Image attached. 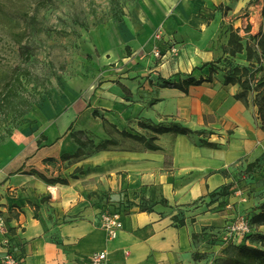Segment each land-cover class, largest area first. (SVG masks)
<instances>
[{"label": "crops", "instance_id": "0c3cea01", "mask_svg": "<svg viewBox=\"0 0 264 264\" xmlns=\"http://www.w3.org/2000/svg\"><path fill=\"white\" fill-rule=\"evenodd\" d=\"M245 9L253 31L260 19L253 0H143L123 32L111 28L101 36L93 78L72 84L66 105L45 115L37 134L0 144V214L7 229L0 233V264L8 252L23 264H88L101 251L104 264H212L221 255L207 233L233 213L212 194L264 159L255 102L235 99L240 87L212 71L229 55L224 48ZM210 73V82L183 85L186 92L161 85ZM173 123L202 132L199 138L215 146L169 132L156 135L159 149L150 150L127 137L147 138L144 125ZM71 134L95 145L114 143L61 162L78 148ZM33 171L65 182L46 183ZM123 189L147 191L154 206L121 210L122 227L110 238L91 196L118 200ZM255 193L264 196V188Z\"/></svg>", "mask_w": 264, "mask_h": 264}, {"label": "rangeland", "instance_id": "374dc122", "mask_svg": "<svg viewBox=\"0 0 264 264\" xmlns=\"http://www.w3.org/2000/svg\"><path fill=\"white\" fill-rule=\"evenodd\" d=\"M141 1L0 0V92L13 69L18 68V81L13 82L12 91L8 96L0 97V144L23 133L37 134L45 115L59 113L60 107L67 103L70 86L82 78H93L96 59L100 55L101 36L111 28L123 32L125 26L136 20ZM253 3L259 6L260 21L254 20L252 31L248 11L241 12L243 20L237 34L241 35L242 51L218 60L217 65H212L217 72L212 71L223 78L232 66H245L252 88L262 93L264 54L257 48L256 39L263 22L264 0H253ZM153 51L160 55L159 50ZM153 54L157 59L155 52ZM247 96L252 102L257 99L256 92H249ZM192 136L196 142L200 139ZM91 151L93 149L89 147L84 150L85 153ZM241 179V187L249 192L241 206L247 205L239 209L233 195L221 201L222 207L228 203L231 205L226 208L233 216L213 226L207 233L210 246L218 247L222 255V258L214 255L212 264H220L224 258L233 255L235 246L241 243L264 250V245L261 246L264 226L252 225L237 243L223 239L226 222L240 214L246 217L253 215L264 200V196L255 193L256 187L264 188V161ZM252 185L255 186L253 189ZM121 192L125 193L118 200H112L107 194L91 196L93 205L113 213L121 212V206L123 213L133 207L151 210L154 206L147 191H133L130 195L127 189Z\"/></svg>", "mask_w": 264, "mask_h": 264}, {"label": "trees", "instance_id": "16d2710c", "mask_svg": "<svg viewBox=\"0 0 264 264\" xmlns=\"http://www.w3.org/2000/svg\"><path fill=\"white\" fill-rule=\"evenodd\" d=\"M256 45L257 48L261 51L262 54H264V11H263V22L261 26V30L257 35L256 39ZM242 51L241 46V38L234 32H231L229 35V39L227 42V47L224 48V52L228 53L230 56H234L236 53H240ZM212 80L211 73L210 75L203 79H194V78H187L184 81L179 82H170V81H164L161 85L165 88H175L182 90L183 92H186V89L183 87L191 86V85H200L203 82H210ZM18 81V68H14L12 73L10 74L8 80L4 83L2 90L0 92V97H4L5 95H9V93L12 91V84L13 82ZM223 83L225 85L232 84V85H238L241 89V91L235 95V99H245L249 92H256L257 99L255 101V104L257 106V113L261 122V125L264 127V92L259 93L260 91H256L252 88L250 84V76L248 75V68L245 66H240L238 64L232 66L231 69H229L223 77ZM149 132H151V135L149 137L145 136H131L127 135V137H131L132 139L139 141L141 143L145 144V147L150 150H158L159 147H157L153 141L156 139V135L163 134V133H174V134H182V135H196L197 137H200L203 133L200 131H191L189 129L183 128L177 123L171 124L169 127L166 126H155V125H144ZM72 139L77 144L78 148L76 152L72 155L69 154H62L60 156V161H71L79 159L83 156H89L97 151L106 149L107 145L114 143L113 141H105L102 144L95 145L91 140L89 141H82L80 138L76 137L75 134H71ZM198 144L208 146V147H214L215 145L213 143H210L203 138H200L197 141ZM89 147L90 149H93V151L85 153L84 150ZM48 161L52 162L53 160L49 159ZM264 159L258 160L257 162L249 165L247 167L248 172H253V170L256 169L257 165L262 163ZM80 169H76L74 173H78ZM33 173L37 174L38 177H40L42 180H44L46 183L52 184L56 182L64 183L65 180L60 179L57 177L56 179H48L42 174L33 171ZM237 184L241 186V181L237 180L236 183L222 187L217 192L212 194V197L220 198L221 201H226V198H230L231 196V189L232 187ZM258 211L254 213L253 215L247 216L249 218V224L254 226H264V200L259 204L257 207ZM141 211H149V210H141ZM180 223H183L180 221ZM263 242L261 243V246L264 245V237L262 238ZM242 241V240H241ZM234 247V246H233ZM234 254L224 258L220 264H264V250L259 248H253L249 247L244 243H241L234 248Z\"/></svg>", "mask_w": 264, "mask_h": 264}, {"label": "built area", "instance_id": "2783aa9c", "mask_svg": "<svg viewBox=\"0 0 264 264\" xmlns=\"http://www.w3.org/2000/svg\"><path fill=\"white\" fill-rule=\"evenodd\" d=\"M155 55L159 57L158 51H155ZM247 194L249 192L247 190H243L240 185L235 184L231 189V196L233 195L236 198L235 203H239V205L243 204L247 200ZM230 196V197H231ZM230 204L228 203L225 207L230 208ZM123 210V206H121L120 211ZM110 210H100V226L105 229L109 233L110 238H115L117 232L121 229V212L113 213L109 212ZM251 228L249 224L248 218L245 215L234 216L232 221L226 222L223 229L225 230L223 239L226 241L229 239L232 243H237L238 240L244 234H247ZM0 233L6 235L7 229L5 226L4 218L0 214ZM5 243L7 241L5 240ZM106 259V253L101 251L92 254L89 257L88 264H104ZM3 264H23L22 260L14 255L12 252H8L3 259Z\"/></svg>", "mask_w": 264, "mask_h": 264}]
</instances>
